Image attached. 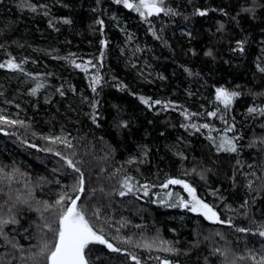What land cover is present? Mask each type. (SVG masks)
<instances>
[{
	"label": "trees",
	"instance_id": "1",
	"mask_svg": "<svg viewBox=\"0 0 264 264\" xmlns=\"http://www.w3.org/2000/svg\"><path fill=\"white\" fill-rule=\"evenodd\" d=\"M18 1L0 0V264H49L72 200L107 242L88 264H264V0Z\"/></svg>",
	"mask_w": 264,
	"mask_h": 264
},
{
	"label": "snow or ice",
	"instance_id": "2",
	"mask_svg": "<svg viewBox=\"0 0 264 264\" xmlns=\"http://www.w3.org/2000/svg\"><path fill=\"white\" fill-rule=\"evenodd\" d=\"M120 2V0H117ZM124 6L127 8H132L133 5L128 3V0H123ZM140 9H144L151 14L152 12H159L162 9L158 7L155 0H140L138 6H136V10L140 11ZM35 9H33L34 11ZM140 14L143 16L144 12L141 11ZM205 13L201 12L200 15H204ZM66 23L68 21H65ZM211 55V53H207ZM12 67H16V65H11ZM3 67V65H0ZM77 67H80L77 65ZM264 71V69H262ZM95 91V89H93ZM238 95V93H227L223 89L218 90V98H223L224 103L227 105L231 102L232 97ZM143 99V98H142ZM144 103H148L147 100H143ZM249 111H255V109H249ZM214 115V113H213ZM207 127V125H205ZM231 145V141H228ZM228 150L235 151V147L231 146ZM70 167H72V161H68ZM78 171V169H77ZM168 183L171 184H181L180 180H169ZM80 191H83V174H81L80 180ZM185 189L188 190L190 194L194 193V189L190 188L187 184L183 185ZM123 194V193H122ZM78 199V197H77ZM193 200L195 204L193 206V211L197 210V207L202 208L204 210V215L207 219L216 220V213L212 211L211 208L208 207L207 204H202L200 201L196 200L193 194ZM60 203V201H57ZM6 223V222H5ZM51 230V229H50ZM242 231V229H241ZM264 236V232L260 233ZM57 239L52 247V250L48 253V262L49 264H88L85 259V248L90 243H107L101 236L97 235L95 231H93L92 227L89 225L88 221L85 218V215L81 210L77 209L76 200H72L71 206L62 212L59 217V229L56 232ZM109 248L112 247L111 244L107 245ZM48 244L44 245V249H42V253L44 250L48 249ZM114 251L116 249H113Z\"/></svg>",
	"mask_w": 264,
	"mask_h": 264
},
{
	"label": "rangeland",
	"instance_id": "3",
	"mask_svg": "<svg viewBox=\"0 0 264 264\" xmlns=\"http://www.w3.org/2000/svg\"><path fill=\"white\" fill-rule=\"evenodd\" d=\"M155 2L157 3V5H158V7L159 8H161V6L163 5V3H164V0H155ZM128 3H130V4H132L133 5V7H132V9L136 12V13H138L139 15H141L140 14V12L141 11H143L144 12V15L143 16H151V15H153V14H155V13H157V12H152L151 14H148V12L146 11V10H144V9H140V11H137L136 10V6H138L139 5V3H140V0H133V1H128ZM124 4V3H123ZM20 8H22V9H29V10H31L32 9V5L31 4H29L27 1H25V0H19L18 1V4H17ZM142 16V15H141ZM112 18H114L113 16H112ZM116 21V20H115ZM122 29V28H121ZM123 30V29H122ZM121 30V31H122ZM127 37H126V42L129 44V49L130 50H134L136 53H138V54H140V51H141V47L139 46V45H137L136 43H134L133 42V40H134V38H132V36L131 35H126ZM226 92V91H225ZM227 93H233V92H227ZM217 98H218V94H217ZM219 100H221V101H223V98H218ZM232 99H233V97H232ZM231 99V100H232ZM224 102V101H223ZM0 118L1 119H3V120H11V118L10 117H8L7 116V114H6V111H4V110H0ZM11 121H13V120H11ZM61 137V138H60ZM55 138H57V139H60V140H62L63 139V141H67L68 142V139H66V136L64 135V134H62V133H60V135H58V137L57 136H55ZM193 197V196H192ZM193 202H195L194 200H193ZM195 203H193V205H194ZM197 210H199L200 212H202V213H204V210L202 209V208H199V207H197ZM205 216V215H204ZM216 216H217V214H216ZM209 220V219H208Z\"/></svg>",
	"mask_w": 264,
	"mask_h": 264
},
{
	"label": "water",
	"instance_id": "4",
	"mask_svg": "<svg viewBox=\"0 0 264 264\" xmlns=\"http://www.w3.org/2000/svg\"><path fill=\"white\" fill-rule=\"evenodd\" d=\"M218 94V93H217ZM217 220H218V217L216 216V220L214 221V220H208L209 222H212V223H216L217 222Z\"/></svg>",
	"mask_w": 264,
	"mask_h": 264
}]
</instances>
